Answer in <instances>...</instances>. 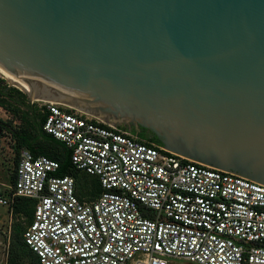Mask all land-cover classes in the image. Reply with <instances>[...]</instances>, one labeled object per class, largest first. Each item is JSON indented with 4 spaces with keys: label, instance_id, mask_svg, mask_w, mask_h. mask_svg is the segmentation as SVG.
<instances>
[{
    "label": "water",
    "instance_id": "95a60500",
    "mask_svg": "<svg viewBox=\"0 0 264 264\" xmlns=\"http://www.w3.org/2000/svg\"><path fill=\"white\" fill-rule=\"evenodd\" d=\"M0 73L264 184V0H0Z\"/></svg>",
    "mask_w": 264,
    "mask_h": 264
},
{
    "label": "built area",
    "instance_id": "2783aa9c",
    "mask_svg": "<svg viewBox=\"0 0 264 264\" xmlns=\"http://www.w3.org/2000/svg\"><path fill=\"white\" fill-rule=\"evenodd\" d=\"M65 107L41 100V128L99 193L80 198L56 160L28 149L0 193L8 208L33 203L21 238L38 264H264V184Z\"/></svg>",
    "mask_w": 264,
    "mask_h": 264
},
{
    "label": "rangeland",
    "instance_id": "374dc122",
    "mask_svg": "<svg viewBox=\"0 0 264 264\" xmlns=\"http://www.w3.org/2000/svg\"><path fill=\"white\" fill-rule=\"evenodd\" d=\"M6 80L0 74V85L5 89L10 88L13 98L18 97V92L23 93L19 87ZM3 81L5 82L2 83ZM3 99L4 103L0 104V193L2 194L6 193L11 184L14 159L18 158L21 149H26L21 147L17 153L15 152L14 133L18 131L22 121L19 120L20 113L16 110L17 106L13 99ZM23 100L24 105L29 104L36 109V113L42 114L41 100H30L25 94ZM19 107V109H26L23 105H19ZM73 109L71 108V111ZM93 183H95L94 178L81 172L76 176L77 191L83 197L92 198L95 196ZM32 204L31 201L19 199L14 206L9 208L6 205H0V264H6L7 259L12 260L14 264H35L33 256L23 246L21 238V233L30 219ZM171 260L175 264H188L183 260Z\"/></svg>",
    "mask_w": 264,
    "mask_h": 264
},
{
    "label": "trees",
    "instance_id": "16d2710c",
    "mask_svg": "<svg viewBox=\"0 0 264 264\" xmlns=\"http://www.w3.org/2000/svg\"><path fill=\"white\" fill-rule=\"evenodd\" d=\"M17 95H18L17 98H13L10 88L5 89L4 86L0 85V96L3 98L13 99V102L17 106L16 110L19 111L20 113L19 120L22 121V124L18 127V131H15L14 133V139L16 142L15 152L17 153L19 148L24 147L33 154H44L48 156L49 158L56 160L58 162V168L56 169L55 174L56 175L68 174L74 177L75 189H76L77 195L80 198H86L80 195L79 192L77 191L76 176L79 175L80 171L72 167L70 163V159H69L68 149L64 146L62 142L54 139L49 134L44 133V131L41 128V124L43 121V114L36 113V109L29 104L24 105V100H23L24 94L23 93L18 92ZM1 97H0V104L4 103V99ZM19 105L25 106L26 109L25 110L19 109L20 108ZM140 139L143 140L142 138ZM17 160L18 158L16 157L14 159V166L16 165ZM81 173L85 174L84 172H81ZM90 177L94 178L95 180V183H93L92 186H93V191L95 192V196H96L100 190L99 185L95 177L93 176H90ZM13 178H14V175L11 179V184L13 182ZM92 198H86V199H92ZM19 199H25V198H19ZM19 199H17L13 203L12 206H14ZM31 212H32V209H31ZM30 218H31V214H30ZM22 244L28 250V252L33 256L35 264H38L34 254L24 245L23 241H22ZM6 264H14V262L10 259H7Z\"/></svg>",
    "mask_w": 264,
    "mask_h": 264
},
{
    "label": "bare ground",
    "instance_id": "6f19581e",
    "mask_svg": "<svg viewBox=\"0 0 264 264\" xmlns=\"http://www.w3.org/2000/svg\"><path fill=\"white\" fill-rule=\"evenodd\" d=\"M4 78H6L7 80H9L10 81V83L11 84H13V85H15V86H17V87H19L20 89H22V90H25V89H23L22 87H20L17 83H15L13 80H11L9 77H7L6 75H4V74H2V73H0ZM6 80V81H7ZM38 101H40V100H38ZM59 103V102H58ZM64 105V104H63ZM66 107H69L68 105H65ZM99 119V118H98ZM99 120H101V119H99Z\"/></svg>",
    "mask_w": 264,
    "mask_h": 264
}]
</instances>
